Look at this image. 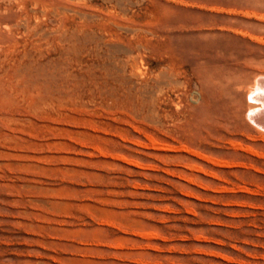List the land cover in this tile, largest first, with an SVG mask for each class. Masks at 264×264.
<instances>
[{"label": "rangeland", "instance_id": "1", "mask_svg": "<svg viewBox=\"0 0 264 264\" xmlns=\"http://www.w3.org/2000/svg\"><path fill=\"white\" fill-rule=\"evenodd\" d=\"M263 74L264 0H0V264H264Z\"/></svg>", "mask_w": 264, "mask_h": 264}, {"label": "bare ground", "instance_id": "2", "mask_svg": "<svg viewBox=\"0 0 264 264\" xmlns=\"http://www.w3.org/2000/svg\"><path fill=\"white\" fill-rule=\"evenodd\" d=\"M132 28V27H131ZM138 30V29H137ZM113 34V33H112ZM67 37V36H66ZM139 45V44H138ZM139 47V46H138ZM142 47H144L142 45ZM68 55V54H67ZM137 56V55H136ZM111 63V62H110ZM126 64V63H125ZM137 64V63H136ZM115 66V65H114ZM171 67V66H169ZM168 67V68H169ZM135 68V67H134ZM173 68V67H172ZM172 70V69H171ZM170 70V71H171ZM23 72V71H22ZM163 72V71H162ZM162 72H160V74L162 75ZM165 73L164 74H167L166 71H164ZM26 73V72H25ZM169 73V72H168ZM173 73V72H172ZM171 73V74H172ZM264 75V74H263ZM138 76V75H137ZM160 76V75H159ZM164 76H167V78H169L168 74L167 75H163ZM171 77L173 75H170ZM173 78V77H172ZM257 81H255L256 85L254 86L253 85V89H251L250 93H249V97H251L252 101H255V102H261L263 107H259L261 109H263L261 112H257L259 113L258 115H256V104L255 105H250L249 109H248V115H247V118L249 117L250 120H252L253 123H255L260 129L264 130V95H257L256 93L261 90V89H264V77H260V78H257L255 79ZM167 81V80H166ZM165 81V82H166ZM171 80H169L170 82ZM175 81V80H174ZM116 82V81H115ZM173 82V81H172ZM125 83V82H124ZM171 83V82H170ZM175 83V82H174ZM135 84V83H134ZM170 86V85H169ZM58 87V86H57ZM248 87V86H247ZM243 88V87H242ZM241 88V89H242ZM249 89V88H247ZM129 90V89H127ZM56 91V90H55ZM131 92V90H129ZM119 98V97H118ZM261 103L259 105H261ZM258 106V105H257ZM253 115V116H252ZM264 139V138H263Z\"/></svg>", "mask_w": 264, "mask_h": 264}, {"label": "snow or ice", "instance_id": "3", "mask_svg": "<svg viewBox=\"0 0 264 264\" xmlns=\"http://www.w3.org/2000/svg\"><path fill=\"white\" fill-rule=\"evenodd\" d=\"M256 94L257 95H264V89L259 90Z\"/></svg>", "mask_w": 264, "mask_h": 264}]
</instances>
